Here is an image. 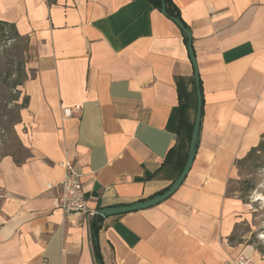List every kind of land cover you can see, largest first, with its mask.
<instances>
[{
	"label": "crops",
	"instance_id": "crops-1",
	"mask_svg": "<svg viewBox=\"0 0 264 264\" xmlns=\"http://www.w3.org/2000/svg\"><path fill=\"white\" fill-rule=\"evenodd\" d=\"M172 1L201 84L196 156L168 199L100 222L102 262L264 264L228 242L241 205L226 196L235 162L264 135V0ZM0 21L32 52L14 126L27 156L0 158V264H98L92 216L57 207L63 163L80 169L95 214L171 185L196 107L185 37L147 0H0Z\"/></svg>",
	"mask_w": 264,
	"mask_h": 264
},
{
	"label": "rangeland",
	"instance_id": "rangeland-1",
	"mask_svg": "<svg viewBox=\"0 0 264 264\" xmlns=\"http://www.w3.org/2000/svg\"><path fill=\"white\" fill-rule=\"evenodd\" d=\"M31 59L32 52L22 38L0 47V158L9 155L18 160L27 156V150L14 131L19 120V109L15 104H20L24 97L18 94L16 102L12 100L16 96L14 90H19L31 74L26 68ZM13 81L21 85L14 89ZM251 186L254 189L250 191ZM227 191L226 196L241 205L235 213L236 221L228 242L250 246L264 257V164L256 168L250 163L236 167Z\"/></svg>",
	"mask_w": 264,
	"mask_h": 264
},
{
	"label": "water",
	"instance_id": "water-1",
	"mask_svg": "<svg viewBox=\"0 0 264 264\" xmlns=\"http://www.w3.org/2000/svg\"><path fill=\"white\" fill-rule=\"evenodd\" d=\"M160 12L164 16H166L164 7L160 9ZM170 20L180 29V31L183 33L186 39L187 52H188L190 61L193 66V71H194L193 74H194L195 95H196V109H195L193 127H192V132H191V137L189 141L188 152H187V157H186L184 167L182 171L180 172V174L178 175V177L161 194L151 197L149 199H145L142 201H138L136 203L129 204V205H122V206L99 209L98 211H96V215L102 219L144 210V209L153 207L163 202L164 200L168 199L184 182L187 174L189 173L191 169L194 158L196 156L197 142H198V136H199V131H200L201 117H202V94H201V88H200V81L198 77V70L196 66V60H195L194 52L192 49V36H191L190 31L185 28V26L181 23V21L178 18H171ZM94 241L96 242V239H94Z\"/></svg>",
	"mask_w": 264,
	"mask_h": 264
},
{
	"label": "trees",
	"instance_id": "trees-1",
	"mask_svg": "<svg viewBox=\"0 0 264 264\" xmlns=\"http://www.w3.org/2000/svg\"><path fill=\"white\" fill-rule=\"evenodd\" d=\"M147 1L150 5H152L155 9H157L159 11L162 7H164L165 14H166V17L168 19L178 18L181 21V23L184 25V23L182 22V20L180 18L179 10L174 5L172 0H147ZM184 26L186 29H188V27L186 25H184ZM15 39H20V36L16 32L14 25L7 23V22H4V21H0V47L6 46L7 43H9ZM19 85H21V83H18L17 81H13V83H12V87L14 89ZM200 88H201V84H200ZM14 93L16 96L15 97L11 96V98L14 97V99L13 100L11 99V100L13 102H16L17 95L20 94V91L14 90ZM27 104H28V98L24 97L20 104L16 103L15 105L17 106L18 109H22V108L26 107ZM194 109H196V107H194ZM202 114H203V112H202ZM185 161H186V159H185ZM185 161L181 164L179 173L182 171L184 164H185ZM247 163H250V165L255 167V168L261 167L264 164V135L261 136V139H260L257 146L251 148L248 151V153L245 155V157H243L242 159L237 160L235 162V166L236 167H241V166L243 167ZM249 189L251 191L254 189V187L251 186ZM162 192L157 193L156 195H159ZM227 192L228 191L226 190V193ZM102 220L103 219L100 218L99 216H97L96 214L93 215L91 218V228H92V231L94 233L95 239H96V235L98 232V228L100 226V222H102ZM93 254H94L95 260L98 263L103 264L101 254H100V249H99V246L97 244V241L96 242L94 241V244H93Z\"/></svg>",
	"mask_w": 264,
	"mask_h": 264
},
{
	"label": "built area",
	"instance_id": "built-area-1",
	"mask_svg": "<svg viewBox=\"0 0 264 264\" xmlns=\"http://www.w3.org/2000/svg\"><path fill=\"white\" fill-rule=\"evenodd\" d=\"M80 111L79 106L66 107L62 110V117L64 119L72 118ZM64 178L57 185L58 197L57 207L64 214H83L87 216H93L95 213L87 207V200L84 196L82 185V174L78 166L71 161H65ZM47 188H51L50 184H47ZM236 264H246L245 261H238Z\"/></svg>",
	"mask_w": 264,
	"mask_h": 264
}]
</instances>
